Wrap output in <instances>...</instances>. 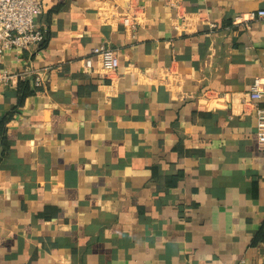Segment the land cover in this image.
<instances>
[{"label":"crops","instance_id":"0c3cea01","mask_svg":"<svg viewBox=\"0 0 264 264\" xmlns=\"http://www.w3.org/2000/svg\"><path fill=\"white\" fill-rule=\"evenodd\" d=\"M37 1L46 43L3 55L46 85H0V264H264V18L236 23L264 0Z\"/></svg>","mask_w":264,"mask_h":264},{"label":"built area","instance_id":"2783aa9c","mask_svg":"<svg viewBox=\"0 0 264 264\" xmlns=\"http://www.w3.org/2000/svg\"><path fill=\"white\" fill-rule=\"evenodd\" d=\"M43 3L37 0H0V85L9 86L17 79L31 78L34 86L45 87V74L41 70L26 67L21 71H11L3 65V55L14 49L30 50L39 47L46 37V30L37 23V16L43 12ZM264 18V9L253 10L236 18V23H245L256 18ZM123 24L135 27L136 14L128 7L122 13ZM100 64L106 72H115L120 68L117 49L102 44L97 50ZM92 57L85 59L86 68H92ZM264 99V76L256 77L248 100L253 104L257 117V136L264 149V106L259 101Z\"/></svg>","mask_w":264,"mask_h":264},{"label":"trees","instance_id":"16d2710c","mask_svg":"<svg viewBox=\"0 0 264 264\" xmlns=\"http://www.w3.org/2000/svg\"><path fill=\"white\" fill-rule=\"evenodd\" d=\"M47 34H48V31L46 30V37L42 41L40 46H43L46 43ZM40 89H42V87L34 86L31 78L20 79L19 84H18L19 102H22L26 98V96L33 94L37 92V90H40ZM12 114L13 112H10L0 122L1 130L3 131V133L6 132L5 126H6V123L12 118ZM259 242H264V221L253 239L254 244H257Z\"/></svg>","mask_w":264,"mask_h":264}]
</instances>
